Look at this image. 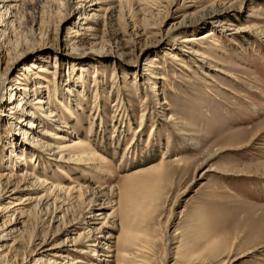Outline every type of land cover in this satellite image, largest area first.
Instances as JSON below:
<instances>
[{
	"label": "rangeland",
	"instance_id": "1",
	"mask_svg": "<svg viewBox=\"0 0 264 264\" xmlns=\"http://www.w3.org/2000/svg\"><path fill=\"white\" fill-rule=\"evenodd\" d=\"M81 1L0 7V173L78 189L15 215L19 253L45 240L43 261L63 264L68 250L84 264L93 256L80 249L97 241L94 254L127 256L119 264H264V0H94L95 11ZM23 95L45 101L34 133H63L96 156L59 164L22 147L1 114ZM89 203L104 206L96 220ZM88 230L86 245H70Z\"/></svg>",
	"mask_w": 264,
	"mask_h": 264
},
{
	"label": "bare ground",
	"instance_id": "2",
	"mask_svg": "<svg viewBox=\"0 0 264 264\" xmlns=\"http://www.w3.org/2000/svg\"><path fill=\"white\" fill-rule=\"evenodd\" d=\"M2 5L0 7H5L8 9L9 7H13L14 3L10 4L8 2H15L17 0H2ZM82 6H85L87 10L95 11L97 10L96 7L98 6L97 1L94 0H82L81 1ZM75 33L73 36H77V30L74 31ZM80 33V32H79ZM212 32L211 30L208 32L203 33L198 38H203L208 35H210ZM195 40L192 36H185L182 37L181 43L189 44L190 42H193ZM189 53L192 54H199L197 50H189ZM167 57L177 59V57L171 53L166 52L165 53ZM157 67V66H155ZM37 72L39 73H49L54 75L55 72L53 71L50 66H39L37 69ZM55 77V76H54ZM36 80V83H39L40 88H47L46 84L40 83L38 79H42L40 75L34 76ZM43 80V79H42ZM24 88L21 86H16L14 90L12 91V95H22L24 94ZM42 93V92H41ZM25 95V94H24ZM19 97L15 103V105L8 107L6 114H1L5 116L7 119L13 120L16 122L14 124V132L13 135L18 137L21 141V146L27 147L28 150L31 151L32 154L35 153V150H48L49 154H52V159L56 157V160L59 164H64V162H71L75 164H80L82 161L84 162L89 161L92 159V157L96 156L95 153L92 151L91 147L88 145V143H83L80 140H76L75 138H69L68 136L62 134H55L52 132H49L46 127H42L41 130H35L34 133V123L37 119L36 111L35 109H43L42 105L45 102L42 97H35L31 102H28V99L26 97ZM33 95V94H32ZM12 104V103H10ZM27 107L25 108V106ZM29 107V108H28ZM46 112L47 120L50 119L49 123L51 125L54 121L59 120L56 118V114L53 112V110L49 109ZM46 118V117H45ZM54 120V121H52ZM60 121V120H59ZM11 125L13 124L10 122ZM60 123V122H59ZM67 124L62 125L63 128H65ZM56 131L58 132H64L63 128L55 127ZM33 132V133H32ZM17 138V139H18ZM46 138V140H44ZM48 139L52 140L51 142H48ZM14 155V154H13ZM17 156L18 159L21 157L18 156V154L14 155ZM82 162V163H83ZM80 166V165H78ZM21 176V180L18 183L13 182L14 178L16 176ZM37 178V177H36ZM40 179V178H39ZM63 191V192H70L71 194H74L78 189L74 188H59L56 189L54 186H49L46 181L43 180H37L32 177L30 173H26L24 171L23 174H9L6 172L0 173V264H49L48 262L43 261L45 257H47L51 251V248L45 247V240H42L40 244H38V247L35 250H32L30 246L32 247L34 243L29 242L27 246L31 249L28 253L26 252V249L22 254L19 253V246L18 242H20V234L17 229H15V225L19 222L18 219L20 217H16L15 215H18L21 213V211L24 209V206H26L28 203H31L32 201H35L37 205H49L50 203H53L56 201V193L55 191ZM21 192H25L26 197L24 199L19 198V194ZM56 197V199L54 198ZM55 199V200H54ZM51 200V202H50ZM111 207L117 203H114L113 200H110ZM98 207H94L97 206ZM89 206H93L90 208H94L90 211L91 219H98V217L101 215L102 208L104 206H100V204H91L89 203ZM117 207H114V209L107 214V216H115L117 215ZM11 216V218L8 220V216ZM106 221V220H105ZM105 221L101 223L104 224ZM8 222V223H7ZM89 223V221L87 222ZM72 230V229H71ZM98 230V229H96ZM95 230V231H96ZM92 231L88 230L81 234L83 236L82 241H75L71 243L70 245L76 246L80 243H84L86 245L87 242L91 240L92 234H90ZM128 233V232H127ZM121 236L120 238H117L115 240L114 244H119L121 242ZM125 241L129 240V236H125ZM110 238H113L112 236H108L107 239L109 241ZM10 241V243H8ZM31 244V245H30ZM97 241L91 245H86L87 247L81 248V252H91L92 261L90 263H84V264H102L104 262H112L114 264H119L118 261H116V257L118 256L119 252L115 251L116 249H107L108 252L111 253H100L94 254L93 249L89 246L96 245ZM33 248V247H32ZM74 249V248H73ZM91 250V251H90ZM99 255H104L103 258H99ZM59 257H68L69 261H65L63 264H81V260L79 258H70L69 257V251L65 250L62 252ZM120 259H124L127 257L124 253L119 254ZM111 259V260H110Z\"/></svg>",
	"mask_w": 264,
	"mask_h": 264
}]
</instances>
